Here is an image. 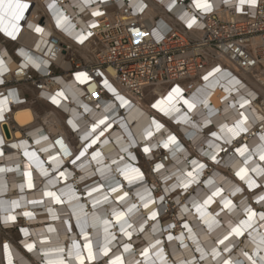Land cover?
<instances>
[{
  "label": "bare ground",
  "instance_id": "obj_1",
  "mask_svg": "<svg viewBox=\"0 0 264 264\" xmlns=\"http://www.w3.org/2000/svg\"><path fill=\"white\" fill-rule=\"evenodd\" d=\"M207 2L212 6L208 11L210 14H218L222 18L228 13L233 20L244 17L238 14V10L254 12L256 6L241 4L240 0ZM28 3H31L28 14H32L30 18L33 21L30 27L34 30L39 27L43 31L35 33L24 29L20 34V39L22 37L32 46L29 53L26 50L21 52L29 58L22 63L26 68L30 63L45 67L54 60L67 67L63 57H56L58 54L53 51L54 45L50 42L52 34L78 46L71 36L77 40L80 34L94 32L96 35L79 47L82 56L87 58L90 55L88 51L93 53L94 42L101 37V31L108 22L142 20L150 23V27H157L155 35L158 37L162 30L168 31L180 24V20L187 23L195 18L190 8L194 11L199 9L194 0L190 4H179L178 0H88L87 4L85 0H30ZM224 5L233 8V13L230 14L228 8L224 9ZM127 6L131 12H120L119 8ZM96 11L102 15H93ZM41 12L50 14L46 28L38 25L37 17ZM199 12L201 15L208 13L202 9ZM57 17L62 18V26L57 25L61 29L58 34L52 24H57ZM8 24L5 20L4 25ZM62 32L64 35L60 34ZM257 43H260L259 38L254 39V44ZM0 59L4 60L5 69L0 75L16 68L2 45ZM262 64L257 69L249 66L241 69L236 64H229L225 72L221 71L224 66L219 67V72L210 67L212 69L205 71L202 80L195 82L190 89L187 84H176L174 87L178 85L183 89V99L195 103L196 107L189 110L181 100L167 115L153 107L158 101L166 100L171 92L170 87H161V81L148 86L144 90V98L132 90H121L117 84L111 85L115 96L103 97L98 109L97 102H90L97 96L94 94L96 82L90 84V93L82 97L86 93V85L60 76V84H55L53 93L44 92L46 97L55 96L60 103L45 100L48 103L43 106L36 103L18 105L16 94L11 90L4 105V119L0 120V224L3 228L21 227L18 229L21 244L6 236L0 239V264H34L35 259L41 264L57 259H63L65 264H79L75 259V246L78 245L81 254L86 257V243H91L97 253L95 264H109L114 256H121L124 264H222L224 259L230 260L231 264H264V243L261 242L264 219L260 216L264 213V201L259 200L264 196V160L260 159L264 154V57ZM107 72L112 76L116 70L110 66ZM210 72L213 74L205 80ZM6 76L10 78L11 74ZM2 90L6 91V88ZM61 92L63 96L59 95ZM117 94L129 103L122 106L116 98ZM3 98L0 96V99ZM13 102L17 107L7 113ZM163 106L168 107L167 104ZM105 117L111 127L105 130L102 125L85 141L83 137L91 131L92 125ZM185 117L188 118L186 121ZM243 117L248 118L244 125L248 131L240 136H232L223 127L227 125L231 128ZM163 119L176 125L178 133L171 130ZM66 120L73 121L76 127L66 124ZM153 120L162 124L163 128L156 131L151 123ZM41 121L49 125L51 132L61 131L66 137L71 135V129L76 130L71 135L77 140V145L74 144L76 150L90 143L100 131H104V135L88 150L87 159L82 157L77 165H72L71 160L60 158L48 135L40 134ZM148 130L153 132L150 138L146 135ZM211 133L217 135L214 137ZM170 135L176 137L178 145L170 144L164 148ZM144 146L152 151L143 153ZM244 146H247V151L241 156L236 149ZM93 151L101 154L99 163L91 158ZM25 152H35L36 155L26 156ZM213 155L216 161L210 158ZM53 156L55 161L50 159ZM193 160L197 162L196 166H193ZM141 161L147 166L149 174L141 167ZM81 164L83 167L79 166ZM156 164H163L159 172L154 170ZM199 164L205 167L201 170ZM128 165L139 168L144 173V180L129 184L118 171ZM241 168L247 169L243 180L236 175ZM29 172L33 184L31 188L28 187ZM60 172H64L67 179L59 177ZM188 172L193 173L195 180L185 190L181 185L187 182L185 177ZM252 181L257 186L250 188L248 184ZM98 185L103 187L89 196L86 190ZM112 187H119V193L111 192ZM244 187L252 192L250 198H247L249 192H245ZM218 189L222 190L221 195H213ZM182 191L184 194L181 195ZM46 192H54L63 203L58 204L55 198L46 196ZM124 192L129 193L126 200H117L116 196ZM137 193L146 200L151 196L155 201L149 205L151 210L158 212L155 221L148 219L149 209L142 207L143 201ZM105 196L108 197L107 203L103 202ZM209 197L212 202L205 205ZM224 200L232 202L229 208L223 206ZM96 201L101 203L93 207ZM132 204L137 205V210L129 214L127 209ZM197 205H203V216L196 211ZM100 210L106 213L102 214ZM113 210L126 213L125 230L132 233L131 238L120 231L115 217L111 215ZM250 211L256 215L249 220ZM25 212L32 215L25 216ZM10 216L16 219L5 222ZM77 217L81 223L87 221L83 231ZM104 220L112 221L108 225V233L104 231ZM244 220H249L250 224L249 227L241 226L244 235H229L231 229ZM153 228L156 230L153 231ZM169 235L172 240L168 239ZM226 235L228 240L220 244L219 241ZM106 237L107 247L111 249L108 257L100 254ZM125 244L130 245L128 251L124 249ZM28 245L34 247L30 250ZM225 245L229 251L224 250ZM61 249L63 252L58 255ZM145 249H148L147 256L141 254ZM213 249L220 255H214ZM86 264L93 262L86 261Z\"/></svg>",
  "mask_w": 264,
  "mask_h": 264
},
{
  "label": "built area",
  "instance_id": "obj_2",
  "mask_svg": "<svg viewBox=\"0 0 264 264\" xmlns=\"http://www.w3.org/2000/svg\"><path fill=\"white\" fill-rule=\"evenodd\" d=\"M178 1L179 4L184 2L190 4L191 2V0ZM28 5L24 18L18 22L19 31L15 39L8 36L0 27V46L6 49L16 66L9 70L10 72L0 75L3 81L0 83V88H6V91H0V96L7 98L12 90L16 94L15 99L18 100V105L30 103L42 105L47 104V101L53 102L51 98L44 95V92L53 93L52 88L55 84H60L58 77L66 76L75 79L77 72H87L91 77L86 84L77 81L80 85H86L87 90L82 97L90 93L91 83H97L94 92L97 96L90 102H97L96 109H98L99 103L104 100L103 97L115 96L104 86L105 79L112 86L117 84L121 90L127 92L132 90L142 97L148 86L157 85L160 81L162 88L170 87L172 90L176 84L182 83L187 84L190 89L195 82L202 80L205 71L210 67L216 69L224 66L221 71L225 72L229 64H236L241 69L246 66L253 69H257L258 65L263 66L264 0H258L254 12H250L249 9L238 10V14L244 17L236 20L230 19L228 13L221 18L218 14L209 12L201 15L199 9L194 11L190 8L191 14L196 19L192 27H188V22L180 20V24L168 31L162 30V34L160 33L158 37L155 35L157 27H150V23L145 21L114 20L108 22L106 28L101 31V37L94 42L93 53L88 51L90 55L87 58L82 56L79 47L96 35L94 32H91L83 43L71 36V40L75 41L78 46L70 45L59 35L52 34L50 42L54 45L53 51L58 54L56 57H63L67 67L54 60L48 66L39 68L33 63H30L27 68L22 66V63H26L29 58L21 52L26 50L29 53L32 46L22 37L20 39V34L24 29L38 33L30 27V23L33 22L30 18L32 14H28L31 3ZM226 8L229 9L230 14L233 13V8L224 5V9ZM119 10L125 14L131 12L128 6L119 8ZM49 15L41 12L37 17L38 25L46 28ZM52 24L58 34L61 29L57 24ZM8 30L11 31V27H8ZM256 38L260 39V43L254 44ZM33 50H35L34 47ZM110 66L115 68V75L108 74L107 68ZM8 73L11 74L10 78L6 76ZM54 94L57 93L54 92ZM45 100L47 103L44 102ZM90 102L87 103L90 104ZM16 107L17 105L13 102L7 113ZM41 123L40 134L49 136L60 158L73 159L76 154L77 140L71 135L76 130L71 129V135L66 137L61 131L51 132L46 122L41 121ZM51 124L54 126V122ZM66 124L69 125L68 120ZM58 140H62L66 148L61 149L60 145L55 143ZM65 152L68 155H65Z\"/></svg>",
  "mask_w": 264,
  "mask_h": 264
},
{
  "label": "snow or ice",
  "instance_id": "obj_3",
  "mask_svg": "<svg viewBox=\"0 0 264 264\" xmlns=\"http://www.w3.org/2000/svg\"><path fill=\"white\" fill-rule=\"evenodd\" d=\"M257 2H258V0H240L241 4L248 3V4L252 5V6H255L257 4ZM87 3H88V0H85V4H87ZM194 3H195V6L197 8L202 9L204 12L210 11L211 7H212L211 4H209L207 2V0H194ZM28 7H29V5L24 3L23 0H0V27H2L3 30L7 33V35L12 37L13 39H15V35L19 31L18 22L24 18V13L28 9ZM141 10H142V8H141ZM93 15L101 16L102 13L100 11H96V12L93 13ZM63 19H66V18H63ZM5 20L9 21V25L8 26H4V21ZM195 23H196V19L192 18L190 21H188V27H192ZM57 25L58 26H62V18L61 17H57ZM8 27H11L12 30L9 31ZM92 27H95V25H92ZM35 30L37 32H42L43 31V29H41L39 27H37ZM137 34L140 35V33H137ZM90 35H91V32H89L87 35L80 34L76 38H77V40L80 43H83L88 38V36H90ZM37 67H39V65H37ZM4 70H5L4 69V60L0 59V73H2ZM213 71L214 72H219L220 69L216 68ZM212 74H213L212 72L208 73V75L205 76L204 79L207 80L208 77L211 76ZM75 79L77 81H79L81 84H86L91 79V77L88 75L87 72H77L75 74ZM0 83H3V81L0 80ZM104 86L106 88H108L109 90H111L113 93H115V89L112 88L111 85H109V83H108V81L106 79L104 80ZM59 95L63 96V93L61 92V93H59ZM116 98L121 101L122 106L123 105H127L129 103V101H127L124 97L119 96L118 94H117ZM51 99H52L53 103H56V104L60 103V101L55 96L51 97ZM181 100H182L183 104L187 105V108L189 110L194 109L196 107L195 103L189 101L188 99H183V89L180 88L178 85L176 87L172 88L171 92H169L168 96L166 97V100L158 101L155 105H153V107L159 109L161 112H163L165 115H167L168 111H170V110L175 108V103L180 102ZM6 101H7L6 97L3 98V99H0V120L4 119V110H5L4 109V105H5ZM244 103L247 104L248 101H244ZM165 104L168 105L167 108H165L163 106ZM85 111H88L87 107H85ZM184 119L186 121L188 118L185 117ZM247 119H248L247 117H243V119L237 121L236 124L233 127H231V128H228L227 125H224L223 127L226 128L227 131L229 133H231L232 136H240L241 133H244V132L248 131L247 127L244 126L246 121H247ZM106 121H107V117H105L104 119H101L97 123L93 124L92 128H91V131L88 132L87 135H85L83 137V139L85 141H87L88 137L91 136L93 133H95L97 131V129H99L102 125L104 126L105 130H107V128L111 127V125L107 124ZM68 123L71 124L73 128L76 127V125H75V123H73V121L69 120ZM151 123L155 126L156 131H159L160 129L163 128V125L160 124L158 121L153 120ZM103 135H104V131H100L99 134L96 135L95 138L92 139L90 143H85L84 145L81 146L80 149H77L76 150L77 154H75L74 158L71 159L70 163L72 165H77V161H80L82 157L87 159L86 153L88 152V150L90 148H92V146L94 144L97 143V141ZM146 135H147V137L150 138V137L153 136V132L151 130H148ZM211 135L215 137L217 134L216 133H211ZM44 139L47 140V137H45ZM262 139H264V137H262ZM0 143H2V141H0ZM37 143H39V141H37ZM55 143L60 145L61 149L66 148V145H64L62 140H58ZM105 143H106V141H105ZM132 143H135V141H132ZM170 144H177L178 145L177 139H176V137L174 135L168 136L167 141L164 143L163 146H164V148H168ZM44 151H47V149H44ZM124 151L127 152V149H124ZM151 151H152V149L150 147H148V146H144L143 147V153L148 154ZM236 151L239 152L241 156H243L245 154V152L247 151V146H244L242 148H237ZM24 155L30 156V157H35L36 153L35 152H32V153L25 152ZM65 155H68V153L65 152ZM100 155L101 154L99 152L93 151L92 154H91V158L93 160H96L97 163H99L98 157H100ZM129 155H130V153H129ZM210 158L213 161H216V156L215 155L211 156ZM50 159L55 161L56 157L53 156V157H50ZM260 159L264 160V154H262L260 156ZM113 163H116V161H113ZM192 164H193V166H196L197 162L195 160H193ZM79 166L83 167L82 164L79 165ZM198 167L202 170L205 167V165L204 164H199ZM161 168H163V164H156L154 170L159 172V170ZM118 171H120V173L124 176V178L128 181L129 184H133V183H135L137 181H143L144 180V173L141 172V170L139 168L132 167V166L128 165V166H126L124 168L118 169ZM246 173H247V169L246 168H241L240 171L236 173V175L239 176L243 180L245 178ZM45 175H47V172H45ZM101 175H103V170H101ZM27 176H28V187L31 188V187H33L31 173L30 172L27 173ZM59 177H63L64 179H67V176H65L64 172H60L59 173ZM185 179L187 180V182L183 183L181 186L186 190L190 186V184L195 180V177L193 176L192 172H188L186 174ZM209 183H210V181H209ZM248 186L250 188H252V187H256L257 185H255V182L252 181V182H249ZM102 187H103V185H98L96 187L91 188L90 190H86L87 194L89 196H91L93 192H99L100 188H102ZM145 191H147V189ZM221 191H222L221 189H218L215 193H213V195L220 196L221 195ZM237 191H239V189H237ZM111 192L119 193V187H112L111 188ZM45 195L48 196V197L55 198V200H56V202L58 204H62L63 203V201L60 199V197L57 196L54 192H46ZM137 195H140V194L137 193ZM128 196H129V193L128 192H124L122 195H117L116 199L123 202V201L126 200V198ZM140 199H141V201H143L142 207L144 209H149L150 215L148 216V219H151V220L155 221L157 216H158V212L155 211V210H151L149 208V205L150 204H154L155 201L152 200L151 196H149L148 199L146 200L144 196L140 195ZM161 199H163V197H161ZM259 200L260 201H264V196L259 197ZM103 202L104 203L108 202V197L107 196L104 197V201ZM211 202H212V198L209 197L208 200H206L204 202V204L206 205V204H209ZM34 203H36V202H34ZM100 203H101V201H96L93 204V207H96ZM231 203L232 202L230 200H224L223 201V206L225 208H229L231 206ZM202 209H203V205H197L196 211L198 213H200L201 216L204 215V212H203ZM134 210H137V205L136 204H132L131 207H129L127 209V212L130 214V213H133ZM24 215L25 216H31L32 214L28 213V212H25ZM111 215L115 217V222L119 225L120 231L123 232L129 238H131L132 233L131 232H127L125 230V225L127 224L126 213L124 211L117 212V211L113 210ZM255 215H256L255 212H251L250 211L249 220L252 217H254ZM260 216H261L262 219H264V213H260ZM15 219H16L15 216H10V217L6 218L5 222H7L8 220L14 221ZM249 220L241 221L240 225H238V226H236V227L231 229V232L229 233V235H231L233 233L236 236L244 235V232L242 231V227L241 226L249 227L250 226ZM77 223L81 224V231H83L84 226L87 224V221L85 220L83 223H81L80 218L77 217ZM111 223H112V221H109V220H104L103 221V224L105 225V228H104L105 233H108V225H110ZM93 226H95V225H93ZM128 226L131 227V225H128ZM170 227H171V225H170ZM185 227H187V225H185ZM140 230L142 231L143 229L141 228ZM155 230L156 229L153 228V231H155ZM189 231H191V229H189ZM109 235H111V234L109 233ZM112 238L115 239L114 236H112ZM228 238H229L228 235H226L223 240L219 241V243L220 244H224V241L228 240ZM168 239L172 240L173 237L171 235H169ZM261 242L264 243V237L261 238ZM156 244L159 245L160 241L157 240ZM33 247H34V245H28V248L30 250ZM75 247H76L75 259L79 261V264H86V261H91V262H93V264H95L96 259H97V253H95L93 251V247H92L91 243H86L84 245V247L87 249L86 257L81 254V250H80L78 245L75 246ZM153 247H155V246H153ZM129 248H130L129 244H125L124 245L125 251H128ZM224 250L225 251H229L227 245H225ZM110 251H111V249L107 247V237H106L105 247L102 249L100 254H102L105 257H108ZM62 252H63V250L61 249L60 252L58 253V255L60 253H62ZM141 254L147 256L148 255V249H145ZM213 254L216 255V256L220 255V253L217 252L215 249H213ZM49 264H65V261L63 259H57L55 261H49ZM109 264H124L123 258L121 256H114V258H111L109 260ZM222 264H231V261L228 260V259H224L222 261Z\"/></svg>",
  "mask_w": 264,
  "mask_h": 264
},
{
  "label": "rangeland",
  "instance_id": "obj_4",
  "mask_svg": "<svg viewBox=\"0 0 264 264\" xmlns=\"http://www.w3.org/2000/svg\"><path fill=\"white\" fill-rule=\"evenodd\" d=\"M30 0H25V2L24 3H26V4H29L28 2H29ZM28 11H30V10H28ZM9 22V21H8ZM5 26V25H4ZM164 120V122L165 123H167V125L170 127V129L171 130H173L174 132H176V133H178L177 131H176V125H174V124H172L171 122H169V121H167V120H165V119H163ZM180 136V138L182 139V136L181 135H179ZM133 163H135V162H133ZM139 164V163H138ZM140 165H141V167L143 168V169H145V171H148V174H149V170H148V168H147V166L144 164V162H142L141 161V163H140ZM148 179L149 180H151V177H150V175H149V177H148ZM245 188V187H244ZM245 190V192H249V191H247V189L245 188L244 189ZM251 193L252 192H249V193H247V198H250L251 197ZM182 194H184V192L182 191V193H181V195ZM188 199H190V198H188ZM187 199V200H188ZM101 210H105V209H101ZM100 210V211H101ZM102 212V214H104V213H106V211H101ZM20 228L21 227H14V228H3V226H1V224H0V239H2L4 236H6V237H8L10 240H12L14 243H16V244H21L20 242H21V240L19 239V230H20ZM19 229V230H18ZM0 263H1V255H0ZM34 264H41L37 259H35L34 260Z\"/></svg>",
  "mask_w": 264,
  "mask_h": 264
},
{
  "label": "crops",
  "instance_id": "obj_5",
  "mask_svg": "<svg viewBox=\"0 0 264 264\" xmlns=\"http://www.w3.org/2000/svg\"><path fill=\"white\" fill-rule=\"evenodd\" d=\"M34 106H35V104H34Z\"/></svg>",
  "mask_w": 264,
  "mask_h": 264
}]
</instances>
